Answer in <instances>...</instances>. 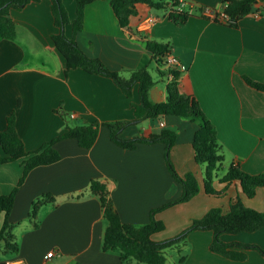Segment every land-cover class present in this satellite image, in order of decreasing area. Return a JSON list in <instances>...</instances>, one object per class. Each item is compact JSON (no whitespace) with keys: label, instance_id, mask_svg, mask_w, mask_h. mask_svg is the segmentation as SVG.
I'll use <instances>...</instances> for the list:
<instances>
[{"label":"crops","instance_id":"0c3cea01","mask_svg":"<svg viewBox=\"0 0 264 264\" xmlns=\"http://www.w3.org/2000/svg\"><path fill=\"white\" fill-rule=\"evenodd\" d=\"M75 3L63 0L71 23L76 18ZM184 3L179 9L191 16L184 24L169 18L170 3L161 10L137 5L129 33L120 26L111 0H95L86 5L84 26L76 35L90 58L99 59L126 79L133 71L147 68L155 82L149 99L156 104L168 97L171 73L164 58L161 64L153 58L146 42L168 45L169 53L186 67L179 76L182 92L198 98L217 129L224 162L213 185L221 195L204 191L205 165L196 161L192 145L198 121L166 116L132 123L122 132V139H130L163 129L176 131L177 143L171 151L176 172L181 176L194 174L202 188L189 202L158 214L166 228L152 236L157 242L179 235L193 219L202 218L212 208L229 212L237 198L248 208L264 211V187L247 198L240 182L221 183L233 165L252 175L264 172V91L244 80L247 76L255 82L264 81V1L241 19L237 28L205 18L199 11L205 6L220 12L223 0ZM148 16L156 17V24L140 31L141 21ZM10 17L16 22L17 36L13 40L0 38V132L7 128L8 117L14 115L19 137L31 153L69 127L134 120L132 104L140 101L138 86L128 98L109 77L90 75L82 69L65 72V58L52 40L58 28L51 0L11 9ZM65 34L73 37L72 24L65 26ZM54 148L61 159L33 169L16 197L10 220L19 249L15 254L0 248V263L19 257L28 264H120V250H103L108 223L99 199L89 193L93 180L107 184L121 220L134 226L147 224L151 209L182 194V186L166 167L163 144H138L134 150L125 151L111 141L110 130L101 126L90 149L72 139L58 140ZM23 169V160L0 165V196L12 192ZM46 194H52L56 201L40 208V227L35 228L30 218L32 204ZM3 223L4 215L0 214V228ZM213 234L193 231L183 245L167 251L165 264H264V256L253 249L245 251L247 258L242 262L217 255L210 248ZM221 240L259 245L264 250V228L224 234ZM50 251L56 255L47 259Z\"/></svg>","mask_w":264,"mask_h":264},{"label":"trees","instance_id":"16d2710c","mask_svg":"<svg viewBox=\"0 0 264 264\" xmlns=\"http://www.w3.org/2000/svg\"><path fill=\"white\" fill-rule=\"evenodd\" d=\"M40 1L42 0H0V38L13 40L17 36L16 22L10 17L11 9L19 10L30 3ZM92 1L95 0H76V18L71 23L63 0H51V12L55 19V26L58 28V33L52 36V40L58 52L65 58L66 73L82 69L90 75L109 77L128 98L133 96V88L138 86L140 101L138 104H132L135 118L128 122L112 124L105 122L96 125L85 124L69 127L61 136L30 153L25 150L24 143L19 137L14 115L8 117L7 128L0 132V148L3 151V155L0 156V165L23 160L24 169L20 181L17 182L12 192L0 196V214L4 215V223L0 228V248L4 246L3 249L7 252L15 254L18 252L19 245L15 242L13 234L15 225L10 220L14 203L33 169L38 166L52 165L61 159V155L54 148V144L61 139H72L77 141L80 147L90 149L98 139L100 127L105 126L110 130L111 141L125 151L134 150L138 144H163L166 167L175 182L182 186V194L178 199H172L158 208L151 209L149 222L145 225L134 226L121 220L110 198L107 184L104 181L93 180L89 185V193L99 199L103 215L108 223L103 238L105 253L120 250L122 261L120 264H128L129 261H133L135 264H165L167 251L183 245L190 233L193 231H212L214 234L210 248L217 255L242 262L247 258L245 251L253 249L264 256V250L259 245L225 243L221 240V236L224 234L252 233L262 227L264 228V211L248 208L238 198L231 204L230 211L225 214L219 207L212 208L202 218L193 219L191 225L179 235L159 242L152 239L154 234L162 232L166 228L164 222L158 219V214L172 206L189 202L199 194L202 188L194 174L189 173L181 176L176 172L171 159L172 148L177 143L176 131L163 129L158 134L154 133L149 136L130 139H122V132L132 123L137 124L146 119H160L166 116H177L178 118L198 121L200 126L194 135L192 145L196 161L200 165H205L204 191L207 194L221 195L213 185L216 172L224 162L220 152L218 132L204 114L198 98L193 95H185L182 92L179 83L180 71L169 68L172 78L167 85L168 97H166L165 102L156 104L149 99L150 90L155 82L147 68L133 71L130 77L126 79L118 72H112L106 68L99 59L90 58L82 50L76 40V35L83 29L85 7ZM183 1L111 0V6L122 29L132 33L131 17L137 12V5L143 3L150 8L161 10L167 6V3H170L169 18L184 24L191 16L177 9ZM261 1L264 0H223L224 7L220 11V15H227L229 18L228 23H226L227 26L237 28L241 19L251 14L255 6ZM68 24H72V38L65 34V26ZM146 48L151 51L158 64H161L163 58L170 52L168 45L159 44V42H146ZM244 80L250 87L264 91V81L255 82L247 76H244ZM236 181L240 182L244 196L252 198L260 187H264V172L252 175L244 172L239 165H233L229 167L221 183L229 185ZM80 197L79 195L76 199H80ZM55 201L56 198L52 194H46L34 201L30 218L35 228L40 227V208Z\"/></svg>","mask_w":264,"mask_h":264},{"label":"built area","instance_id":"2783aa9c","mask_svg":"<svg viewBox=\"0 0 264 264\" xmlns=\"http://www.w3.org/2000/svg\"><path fill=\"white\" fill-rule=\"evenodd\" d=\"M184 7H185V3L183 1L182 4L179 6V8H184ZM199 11L201 15L205 16V18H208L211 20H218L219 22H223V23H228L229 21V18L227 17V15H220V12L218 10H215L214 8L201 6ZM156 22H157L156 17L148 16L146 19L141 21V24L139 25V28H140L139 30L147 31L148 29H151L156 24ZM164 59H165V63L168 66V68L176 69L180 71L181 73L186 71V67L180 62L178 57L168 53ZM170 78H172L171 75H170ZM161 126L163 125L161 124ZM55 255H56L55 251H50L47 254L46 258L51 259ZM0 264H28V262L24 260L23 258L17 257V258H13V259L1 262Z\"/></svg>","mask_w":264,"mask_h":264},{"label":"rangeland","instance_id":"374dc122","mask_svg":"<svg viewBox=\"0 0 264 264\" xmlns=\"http://www.w3.org/2000/svg\"><path fill=\"white\" fill-rule=\"evenodd\" d=\"M217 172L219 173V171H217ZM217 172H216V173H217ZM0 255H1V254H0Z\"/></svg>","mask_w":264,"mask_h":264}]
</instances>
